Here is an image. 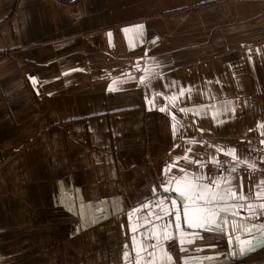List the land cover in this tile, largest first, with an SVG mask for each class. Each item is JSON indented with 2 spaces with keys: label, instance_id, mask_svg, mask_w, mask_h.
<instances>
[{
  "label": "crops",
  "instance_id": "obj_1",
  "mask_svg": "<svg viewBox=\"0 0 264 264\" xmlns=\"http://www.w3.org/2000/svg\"><path fill=\"white\" fill-rule=\"evenodd\" d=\"M210 41L238 47L216 52L231 53L232 68L219 64L215 95L202 102L231 100L230 113H217V119H231V128L217 124L222 134H240L243 120L264 137V0H4L0 89L61 90L64 96L52 102L77 120L81 112L87 117L91 104V93L81 90L122 87L113 77L136 70L144 57L176 56ZM228 71L232 79L223 76ZM131 148L128 153L137 152ZM132 159L124 160L119 182L114 169L90 170L96 163L88 159L79 163L88 168L85 176L72 178L71 187L56 175L54 197L41 187L29 189L33 206L0 209V264H257L258 258L264 264V253L258 255L264 249L242 255L246 244L264 239V189L252 187L236 169L226 180L217 176L219 188L202 182L217 195L208 206L216 217H208L213 222L204 228L188 227L206 215L191 199L182 200L180 192L187 199L190 188L144 191L127 172ZM251 170L255 183H262L259 160ZM228 189L244 199H220Z\"/></svg>",
  "mask_w": 264,
  "mask_h": 264
},
{
  "label": "rangeland",
  "instance_id": "obj_2",
  "mask_svg": "<svg viewBox=\"0 0 264 264\" xmlns=\"http://www.w3.org/2000/svg\"><path fill=\"white\" fill-rule=\"evenodd\" d=\"M244 42L247 40L240 45ZM235 47L238 46L210 41L176 56L144 57L136 70L113 77L112 83L122 82V87L81 90L91 93V104L87 117L82 118L81 112L77 120L68 118L65 105L52 102L64 96L61 90L37 94L27 88H1L0 209L33 206L35 199L25 194L29 189L41 187L48 197H54L56 175H64L65 182L69 181L65 185L71 187L72 178L85 176L88 168L79 163L88 159L96 163L90 170L114 169L119 182L125 171L124 160L136 156L127 172L144 191L189 187L185 179L193 174L204 177L200 183L215 184L217 176L226 180L231 169L243 174L252 187L263 190L264 183H255L257 178L251 168L259 160L263 169L264 137L256 136L243 120L240 134L231 130L222 134L217 124L224 122L230 127L231 119L217 116L232 111L225 107L232 109L231 100L225 99L222 104L202 102L215 95V82L222 75L219 64L232 68L231 53L225 57L216 52ZM242 74L240 79L246 77V73ZM223 76L232 79L233 71ZM29 112L32 119L25 120ZM129 147L137 148V152L128 153L134 149ZM232 149L236 159L230 154ZM40 177L46 179L41 182ZM258 179L262 182L260 176ZM47 201L50 203L41 200ZM260 262L263 258L257 259V264Z\"/></svg>",
  "mask_w": 264,
  "mask_h": 264
},
{
  "label": "snow or ice",
  "instance_id": "obj_3",
  "mask_svg": "<svg viewBox=\"0 0 264 264\" xmlns=\"http://www.w3.org/2000/svg\"><path fill=\"white\" fill-rule=\"evenodd\" d=\"M140 27L142 28V26H140ZM33 83L35 84L36 81L33 80ZM109 90L113 91L115 89L110 88ZM181 95H183V93H181ZM225 107H226V110H229V111L232 110L227 105ZM160 110L165 111L166 109L161 108ZM181 110L185 111L186 109H181ZM261 143H264V141H261ZM230 154L233 156V159H236L235 149H232ZM181 171H183V169H181ZM233 171H235V169H233ZM202 179H204L203 176H195V174H193V177L185 179V183L190 188V193L188 194L187 199L185 198V193L180 192L181 198H182V200L185 201V204L187 203L188 199H191L193 201V203H196L197 206L202 210V213L206 214V215L201 216V220L199 223L189 222L188 227L204 228L206 226V224L212 223L213 219L216 217L215 211L208 206L216 201L217 195H216V193H214L210 189L209 185L202 184L199 182ZM164 183H168V181H164ZM215 183H216L217 188H219V186H220L219 181H216ZM262 183H264V182H262ZM161 186L163 187V184ZM177 191H179V189H177ZM219 198L220 199H226V198L244 199V197H238L237 193L232 191L231 189H228L226 195H221ZM173 203H175V202H173ZM184 211H185V213H187L186 207L184 208ZM208 217H212L213 219H209ZM179 218H180L179 212H177V214H176V221L177 222L179 221ZM177 227H179L178 223H177ZM136 230H137L136 227L133 226L132 231L135 232ZM244 230L248 233L252 232V229H249L247 226H245ZM260 231L262 233H264V226H261ZM181 243H183V241H181ZM252 246H254V245H250L247 250L250 251ZM244 251L245 250L242 249V253ZM138 255H139V253H138ZM167 260L169 262H171V257L168 256ZM137 264H139V262H137Z\"/></svg>",
  "mask_w": 264,
  "mask_h": 264
},
{
  "label": "water",
  "instance_id": "obj_4",
  "mask_svg": "<svg viewBox=\"0 0 264 264\" xmlns=\"http://www.w3.org/2000/svg\"><path fill=\"white\" fill-rule=\"evenodd\" d=\"M248 245V246H247ZM250 245H254L251 247V250L248 251ZM246 247L242 248L245 251L242 253L243 256L251 255L259 252L260 250L264 249V239L263 240H255L253 243H248L245 245Z\"/></svg>",
  "mask_w": 264,
  "mask_h": 264
},
{
  "label": "built area",
  "instance_id": "obj_5",
  "mask_svg": "<svg viewBox=\"0 0 264 264\" xmlns=\"http://www.w3.org/2000/svg\"><path fill=\"white\" fill-rule=\"evenodd\" d=\"M2 1H4V0H0V3H1Z\"/></svg>",
  "mask_w": 264,
  "mask_h": 264
},
{
  "label": "bare ground",
  "instance_id": "obj_6",
  "mask_svg": "<svg viewBox=\"0 0 264 264\" xmlns=\"http://www.w3.org/2000/svg\"><path fill=\"white\" fill-rule=\"evenodd\" d=\"M180 190V189H179ZM181 190H186V189H181Z\"/></svg>",
  "mask_w": 264,
  "mask_h": 264
}]
</instances>
